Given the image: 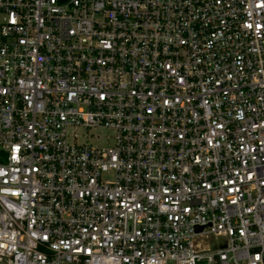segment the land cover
Segmentation results:
<instances>
[{
  "label": "built area",
  "instance_id": "2783aa9c",
  "mask_svg": "<svg viewBox=\"0 0 264 264\" xmlns=\"http://www.w3.org/2000/svg\"><path fill=\"white\" fill-rule=\"evenodd\" d=\"M263 251L264 0H0V264Z\"/></svg>",
  "mask_w": 264,
  "mask_h": 264
},
{
  "label": "rangeland",
  "instance_id": "374dc122",
  "mask_svg": "<svg viewBox=\"0 0 264 264\" xmlns=\"http://www.w3.org/2000/svg\"><path fill=\"white\" fill-rule=\"evenodd\" d=\"M206 244L210 245L211 247H214V248H219L222 246L221 244V241L220 240H217V239H214V238H209L207 241H206ZM200 264H205L204 262L200 263Z\"/></svg>",
  "mask_w": 264,
  "mask_h": 264
},
{
  "label": "water",
  "instance_id": "95a60500",
  "mask_svg": "<svg viewBox=\"0 0 264 264\" xmlns=\"http://www.w3.org/2000/svg\"><path fill=\"white\" fill-rule=\"evenodd\" d=\"M199 231H200V230H199ZM263 252H264V251H263ZM262 262H263V264H264V256H263Z\"/></svg>",
  "mask_w": 264,
  "mask_h": 264
}]
</instances>
